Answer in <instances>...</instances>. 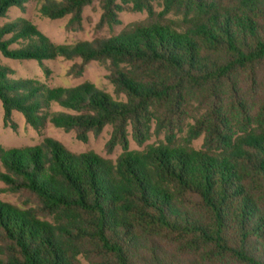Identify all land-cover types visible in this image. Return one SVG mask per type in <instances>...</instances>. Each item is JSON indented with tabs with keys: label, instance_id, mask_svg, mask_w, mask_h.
Returning <instances> with one entry per match:
<instances>
[{
	"label": "trees",
	"instance_id": "16d2710c",
	"mask_svg": "<svg viewBox=\"0 0 264 264\" xmlns=\"http://www.w3.org/2000/svg\"><path fill=\"white\" fill-rule=\"evenodd\" d=\"M30 1L0 0V19ZM94 1L100 23L118 25L124 8L146 18L58 47L27 21L0 26L3 57L78 58L76 77L104 63L115 93L86 82L51 92L0 66L5 120L18 112L41 127L54 102L66 110L50 116L55 126L82 141L110 126L106 147L121 148L114 162L52 139L0 151L6 186L34 204L0 202V264H264V0H161L158 13L154 0H40L39 9L77 30ZM187 119L201 149L167 137L129 150L128 128L142 146L154 122L172 134Z\"/></svg>",
	"mask_w": 264,
	"mask_h": 264
},
{
	"label": "rangeland",
	"instance_id": "374dc122",
	"mask_svg": "<svg viewBox=\"0 0 264 264\" xmlns=\"http://www.w3.org/2000/svg\"><path fill=\"white\" fill-rule=\"evenodd\" d=\"M39 7L40 0L28 2L24 11L12 7L7 12V16L0 19V26L19 20L27 21L47 43L53 47H58L91 41L95 38H109L118 34L127 25L141 22L146 18L145 12H136L124 8L118 13V25L100 23L102 4L100 1H94L83 9L81 25L76 30L67 26L69 17L50 20L40 13ZM153 8L157 13L160 12L162 8L161 0H154ZM18 47L17 45H11L10 49ZM79 62L80 59L78 58L67 60L56 54L49 58H44L40 62L34 59H10L0 54V66L8 69L9 79L29 80L42 86L44 90L51 92L72 88L86 82L115 98L113 87L108 79L107 64L92 61L88 63L80 76L76 77L69 74V69ZM191 107L196 109L197 106L193 103ZM59 111L66 110L54 102H48V105L43 110L46 116L45 123L41 127L34 128L27 124L24 117L18 112H13L10 120L6 121L0 103V151L40 146L45 140L52 139L73 154L93 152L104 159L113 162L116 160L121 153V148L115 146L112 150H108L106 147L111 133L110 126H106L98 136H94L91 133L87 134V139L82 141L77 138L73 131L66 132L52 123L50 116ZM188 121L187 119L180 129L172 127V134H170L168 126L164 125L162 127V125L158 124L160 128H157L156 122H154L150 129L149 139L142 146L138 145L133 139L131 129L128 128V148L131 151H141L148 145L158 146L160 143L165 144L168 137L175 144H184L194 150H199L203 146V136L190 139L187 135L188 128L186 124L189 123ZM0 172V202L21 209L33 207L34 204L26 194L11 192L3 181V170L0 169Z\"/></svg>",
	"mask_w": 264,
	"mask_h": 264
}]
</instances>
